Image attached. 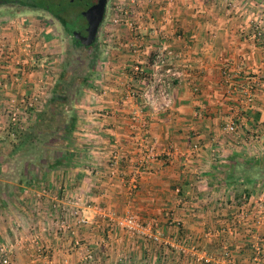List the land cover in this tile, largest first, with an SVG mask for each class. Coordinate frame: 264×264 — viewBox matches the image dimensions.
Here are the masks:
<instances>
[{
	"label": "crops",
	"instance_id": "crops-1",
	"mask_svg": "<svg viewBox=\"0 0 264 264\" xmlns=\"http://www.w3.org/2000/svg\"><path fill=\"white\" fill-rule=\"evenodd\" d=\"M224 2L139 1L138 12L154 16L155 25L169 13L166 42L179 56L174 65L184 72L171 87L172 108L147 118L144 133L132 116L138 102L126 99V89L138 87L137 79L131 80L134 60L147 68L162 38L149 39L136 55L127 48L128 28L111 25L115 30L104 40L93 78L85 79L74 97L80 111L69 117V125L68 115L59 124L64 129L58 132L70 134V143L59 140L58 147L39 144L34 132L42 127L35 131L33 125L41 110L48 113L36 105L60 98V80L36 79L29 71L16 85L10 83L13 69H0L8 85L0 92V247L10 250L13 264H47L44 251L50 264H82L87 253L92 264H205L204 255L214 259L211 264H228L225 247L234 264H255L250 248L261 240L255 234L264 231L248 229L246 222L230 235L229 227L237 223L242 195L249 194L245 185L231 182L245 184L242 169L264 160V0H240L234 11ZM107 16L101 27L106 34ZM33 30L32 53L52 46L50 32L38 33L46 43L42 39L36 45ZM46 48L41 52L55 54ZM249 94L253 103L244 107ZM24 99L35 105H24ZM6 107L17 108L25 123L21 129L8 126ZM228 122L239 126L235 134L223 132ZM44 127L42 133L48 134ZM143 142L153 145L157 156L137 175V190L130 195ZM22 147L25 154L54 148L57 156L23 158ZM113 154L119 164L108 175ZM70 198H81L86 225L67 217ZM127 214L153 238L117 227L115 221Z\"/></svg>",
	"mask_w": 264,
	"mask_h": 264
},
{
	"label": "built area",
	"instance_id": "built-area-1",
	"mask_svg": "<svg viewBox=\"0 0 264 264\" xmlns=\"http://www.w3.org/2000/svg\"><path fill=\"white\" fill-rule=\"evenodd\" d=\"M140 0H123L113 2V7L108 13V22L113 26L126 27L130 32V39L127 42V48L134 54L138 55L143 46L148 43L149 39L162 38L151 51L150 60L147 68L143 67L140 60H134L131 69V80L137 79V86H128L126 89V99L135 104V109L132 113L134 122L138 124L140 132L144 133L147 129V118L160 113L169 111L172 108L171 100V87L184 79V72L174 65V62L179 56L170 48L166 42L165 23L169 19L170 15L167 13L166 18H163L159 25H155L156 19L151 14H147L146 17L138 12ZM239 0H225L224 6L229 10H237ZM2 32H0V69H5L14 60L15 52L11 46L3 44ZM4 37V36H3ZM22 41L26 40V37L22 36ZM29 47V45H27ZM17 62V61H16ZM17 78H11L12 82H17ZM5 78L0 79V91L7 88ZM252 94L245 97L244 107H250L253 103ZM23 104L28 107H33V102H24ZM9 119L13 123V126L21 127L23 121H20L19 112L16 107L9 108ZM239 126L234 122H228L222 128L226 134H235ZM139 159L136 165V173L131 177L128 193L131 195L137 190L138 177L137 175L143 171L147 165L157 156L155 147L151 144H140ZM194 152L199 150V145L195 143L192 145ZM214 158H218L217 153H213ZM119 162L116 154L110 156L109 167L111 175L115 173ZM81 198H75L76 208L72 212L73 217L76 219L79 225H84L87 220L81 215V207L78 202ZM78 204V205H77ZM230 206V205H228ZM236 224H232L229 227V234L234 235L238 227H242L243 224L248 222L250 226L248 229L254 228L258 231L262 225H264V204L261 197L254 194L242 195L241 205L239 211H236ZM117 227L126 231L129 234L146 236L153 238L150 234V230L146 229L140 222L132 215H125L118 218L116 221ZM210 234V233H209ZM257 237V233L255 234ZM254 236V235H253ZM253 236H250L253 237ZM258 239V237L256 238ZM252 260L255 264H258L264 257L257 244L253 247ZM42 254L43 259H47V251ZM223 257L228 264H234V257L230 248H223ZM92 255L87 253L86 260H91ZM203 261L205 263H213L214 259L204 255ZM0 264H13L11 259L10 250L4 246L0 247Z\"/></svg>",
	"mask_w": 264,
	"mask_h": 264
},
{
	"label": "rangeland",
	"instance_id": "rangeland-1",
	"mask_svg": "<svg viewBox=\"0 0 264 264\" xmlns=\"http://www.w3.org/2000/svg\"><path fill=\"white\" fill-rule=\"evenodd\" d=\"M12 1H15V0H0V32H2L1 42L5 45L11 46L12 50L15 52V56H14L15 61H13L12 63L8 65L7 71L10 68L13 69V72L9 74H10V78L18 79L17 82H13V84H16V85H18L19 83L21 84L24 81V78H26L27 76L26 73H28L29 71H31L35 75L36 79L42 78L44 80V78H47L48 81L53 80L57 82L60 80V83H59L60 90H57V91L55 90L56 93L59 92L60 98L56 99L55 103L41 102L40 104L36 105L38 108L40 109L42 108L43 110H45L46 108L48 113H45L42 110L40 111L41 114L39 117H42V116H46V117L44 118L38 117L37 118L38 121L36 122L37 119L34 121L36 123H34L33 125L34 127L33 130L36 131L37 129H40L39 127H42L40 131L38 130L34 132L36 135L35 139H37V142L39 144H43V142L45 141L44 143L46 144L54 143L57 145L59 140H60V143H65L68 141L70 143V140L68 138L70 134L58 132L64 129L63 127H61L62 125H59V124L65 123L64 115L66 116L68 115L66 121L69 125L70 124V120H68L69 117L73 115L75 111H80L78 110V108L75 107L77 98L75 101L74 97L76 96L79 97L80 95L79 93L80 84L86 81L85 79L89 80L90 78H93L94 73L96 72V68L98 67L99 62L102 60V57H103V52L106 46L105 41L108 39V36L111 35L110 33H112L113 30L115 29L111 27L110 22H107V24L110 25L109 28H107V29H110L109 32L107 31V34H106V31H105L106 29L103 28V30H101L102 29L101 28L100 29L101 32H99L100 34L98 33L99 35L97 36V42L95 44L94 49H92L90 52H86L84 49H76L75 47H73L70 38L68 37L66 33H64L59 28L58 24L54 21L52 15H48L47 13L43 12L42 10H40L39 8L35 6H31L28 8H20L16 4L12 3ZM17 1H27V0H17ZM115 1H123V0H109L105 17L108 15V13H110L111 8L113 7V2ZM3 2H7V3L3 4ZM28 22L35 24L37 28L33 30L30 27V24ZM32 30L35 31L33 36L35 38L34 42L36 43V45H38L39 41L41 42V40L43 39V38L42 39L40 38L41 36H39L38 38L36 37L38 33L40 35L45 34L47 32L48 33L50 32L52 34V38H51L52 46L51 47L46 46V47L51 48L49 52H55V54L54 53L44 54L43 52H41V50L44 51L46 47H44L43 49L39 48L43 46H38L36 49H34V53L31 52L32 49H31L30 42H31V36L33 34V32H31ZM21 35L26 37V40L22 41ZM13 36L17 37L15 42L10 41V39ZM43 41L45 42L44 39ZM27 45H29V47H27ZM35 51L36 52L38 51V52L35 53ZM10 83H11V79H10ZM5 90H2V91H5ZM24 102H26L25 99H24ZM43 106L45 108H43ZM8 111L9 109L6 107L4 109V113L7 114V116L9 117ZM21 124L25 125V123L24 124L21 123ZM43 125H47V126L44 127ZM8 126H13V123L10 122L9 118H8ZM13 127L17 129H21L22 126L19 127V126L14 125ZM43 127L46 130H49L50 132L48 134H43L42 133ZM22 132L24 133L25 131L22 129ZM64 136H65V140H64ZM22 152H23L22 154L23 158H26L29 154L30 157H33L39 160L43 158L45 154L47 157H49L51 154H52L51 156H57V150L54 148L51 150L43 151L39 147V148L29 151L28 154H25L26 150L24 147H22ZM48 152H51V154L48 155L47 154ZM8 153L9 151L6 150L4 155H7ZM260 161L261 160L259 159V162L252 163V165L251 166L249 165L248 168L245 170L242 169L241 176L243 177L242 181L245 184L239 183V181L237 183L233 181L231 182V184L232 185H242V186L245 185L247 188L246 190H243V192L246 191L249 194H254L256 196L261 197L263 200V204H264V160L261 162ZM107 165H108V175H109L111 173V170L109 167V160L107 161ZM116 170H115V173H116ZM241 179L242 178H240V180ZM70 203L73 205V207L69 209V214H67V217H70V219H72L74 218L73 217L74 215L72 214V212H74L76 208L75 198L71 199ZM78 204L81 207V204H82L81 201L78 202ZM82 217L87 220L86 217L84 216ZM61 225H62V222H61ZM260 229L261 231L262 230L264 231V225H262ZM129 235L138 236V235H133V234H129ZM142 237H146V236H142ZM257 237H258L257 241L261 239L260 241L257 242L258 243L257 246L260 249V251L263 253L261 255H263L264 257V246L260 244V243L264 244V233L261 234L259 231V233H257ZM250 250H251L250 252L253 253V248H250ZM50 258H51V255H48L47 259L46 258L44 259L47 264L48 263L50 264L51 262ZM92 258H93V255H92ZM92 262H94V259L86 260V256H85V259L82 261V264H92ZM208 264H211V263H208ZM258 264H264V258Z\"/></svg>",
	"mask_w": 264,
	"mask_h": 264
},
{
	"label": "flooded vegetation",
	"instance_id": "flooded-vegetation-1",
	"mask_svg": "<svg viewBox=\"0 0 264 264\" xmlns=\"http://www.w3.org/2000/svg\"><path fill=\"white\" fill-rule=\"evenodd\" d=\"M12 3L20 8L35 6L48 15H52L59 28L70 38L73 47L90 52L97 42V36L105 20L109 0H15ZM102 8H104V13L97 27L95 39L88 46H85L83 39L75 36L74 33L79 32L81 37H87Z\"/></svg>",
	"mask_w": 264,
	"mask_h": 264
},
{
	"label": "water",
	"instance_id": "water-1",
	"mask_svg": "<svg viewBox=\"0 0 264 264\" xmlns=\"http://www.w3.org/2000/svg\"><path fill=\"white\" fill-rule=\"evenodd\" d=\"M103 13H104V8H102V11L100 12V14L98 15V18L96 19V21L93 23V26H92V29H90V32L88 34L87 37H81V33L79 32H75L74 35L75 36H79L81 39H83L82 41L84 42L83 44L85 46H88V44L92 43L95 39V35H96V31H97V27L99 26V23L101 22L102 20V17H103ZM76 38V37H75ZM79 38V39H80Z\"/></svg>",
	"mask_w": 264,
	"mask_h": 264
},
{
	"label": "trees",
	"instance_id": "trees-1",
	"mask_svg": "<svg viewBox=\"0 0 264 264\" xmlns=\"http://www.w3.org/2000/svg\"><path fill=\"white\" fill-rule=\"evenodd\" d=\"M93 51H94V50H93ZM90 67H92V66H90ZM40 118H41V117H40ZM31 137H32V136H31ZM29 140H31V139L29 138ZM29 140H28V141H29Z\"/></svg>",
	"mask_w": 264,
	"mask_h": 264
}]
</instances>
